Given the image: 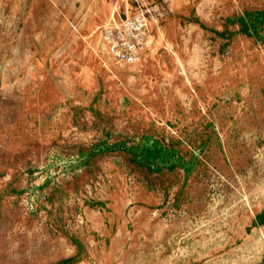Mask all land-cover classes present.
<instances>
[{
    "label": "rangeland",
    "instance_id": "1",
    "mask_svg": "<svg viewBox=\"0 0 264 264\" xmlns=\"http://www.w3.org/2000/svg\"><path fill=\"white\" fill-rule=\"evenodd\" d=\"M0 264H264V0H0Z\"/></svg>",
    "mask_w": 264,
    "mask_h": 264
},
{
    "label": "built area",
    "instance_id": "2",
    "mask_svg": "<svg viewBox=\"0 0 264 264\" xmlns=\"http://www.w3.org/2000/svg\"><path fill=\"white\" fill-rule=\"evenodd\" d=\"M134 22H135V24H134L133 28L136 31L134 35H136V37L139 38L138 31H142V28L145 25V23H143V22H145V18H143V19L142 18L141 19H132L131 23L133 24ZM137 28L140 30H137ZM107 41H108V39H107ZM108 43H109V46L112 45V42L108 41ZM126 46H128L130 49L136 51V42H134L132 40H128L126 42Z\"/></svg>",
    "mask_w": 264,
    "mask_h": 264
},
{
    "label": "bare ground",
    "instance_id": "3",
    "mask_svg": "<svg viewBox=\"0 0 264 264\" xmlns=\"http://www.w3.org/2000/svg\"><path fill=\"white\" fill-rule=\"evenodd\" d=\"M140 65H142V64H140ZM184 67V66H183ZM183 67H182V69H183Z\"/></svg>",
    "mask_w": 264,
    "mask_h": 264
}]
</instances>
